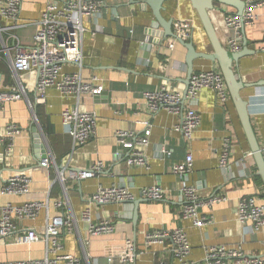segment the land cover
Returning a JSON list of instances; mask_svg holds the SVG:
<instances>
[{"label":"crops","instance_id":"0c3cea01","mask_svg":"<svg viewBox=\"0 0 264 264\" xmlns=\"http://www.w3.org/2000/svg\"><path fill=\"white\" fill-rule=\"evenodd\" d=\"M143 1L106 0L99 15L83 18L82 69L79 71L71 63H65L62 67V73L79 71L85 82L96 78L94 84L100 85L105 93L99 100L90 96L82 98L80 107L96 115L94 135L85 147L72 153V141L63 133L61 113L76 105L73 97L49 89L45 94V103L36 106V127L42 135L45 151L53 157L57 170L46 169L39 164L42 150L34 146L32 128L35 125L27 102H9L0 111V139L9 125H15L20 130L13 138L10 155L4 156L6 144L0 143V186L11 176L24 174L30 179V198L41 199L49 193L47 211L42 210L35 219L16 221V231L0 241V264L41 259L44 256L43 242L26 245L22 239L30 230L40 234L47 215H55L53 202L62 194L57 171L63 179L75 218V229L71 232L63 230L58 238L63 254L71 257L85 255L90 264H106L108 258H114L124 251L125 241L130 239L135 245L136 257L127 264H156L157 259L170 260L168 244L148 247L145 245V235L159 230L182 229L188 236V260L192 264H205L204 248L209 246L239 248L251 257H264V228L255 233L249 224L247 227L239 226L235 217V206L240 197H255L264 206V186L256 174L257 168L231 99L224 107H219L215 94L203 89L197 99L184 100V110L193 108L201 116V124L188 143L174 129L180 122L179 116L163 109L152 114L146 108L143 93L160 86H168L183 95L187 51L178 42L173 49H169L168 39L160 46L149 41L151 38L147 33L154 17ZM46 2L21 0L20 26L14 33L24 48L31 45ZM163 7L161 16L166 21H193L194 28L188 41L197 52H212L189 1H168ZM222 10L229 11L226 15L232 14L231 8L224 7ZM223 11L212 12L210 17L220 42L226 47L232 31L223 24ZM256 14L257 20L253 25L243 30L248 51L254 54L243 57L233 69L243 83L254 85L243 89L241 96L248 103L250 123L264 158V86H255L264 81V53L257 51L259 43H264V8L258 9ZM212 69L219 71L208 61L193 62V72ZM20 82L34 106L35 76L23 74ZM15 86L11 69L0 60V91ZM144 123L152 126L149 145L145 150L147 168L128 167L125 157L129 152L118 148L114 134L116 131H126L141 136ZM227 137L233 144L229 171L224 177L218 161L223 140ZM187 154L193 160L191 172L182 177L174 175L172 166L182 163ZM99 163L102 169L97 172L95 168ZM71 170L94 174L83 178L74 173L75 177H72ZM120 184L125 185L134 195V200L140 202L134 220L135 211H124L125 205L101 206L89 200L99 187ZM184 184L195 187L201 199L211 196L226 199L210 209H200V215L210 220V224L198 228L190 220L181 219L180 189ZM154 186L166 192L162 200L140 197L143 188ZM27 200L26 196L0 195V209L8 204L20 206ZM87 208L93 222L109 221L114 226L113 233L89 237L87 226L81 220V213ZM65 211L68 209L65 208Z\"/></svg>","mask_w":264,"mask_h":264},{"label":"built area","instance_id":"2783aa9c","mask_svg":"<svg viewBox=\"0 0 264 264\" xmlns=\"http://www.w3.org/2000/svg\"><path fill=\"white\" fill-rule=\"evenodd\" d=\"M244 9L239 16L236 13L225 15L224 26L232 31L228 38L226 49L230 52L241 50V33L246 26L253 25L257 20V10L264 8V0H242ZM106 5V0H47L45 7L37 22V30L32 38L30 47L24 48L21 41L14 33L19 24L21 0H0V60L7 63L13 73L16 86L10 90L0 91V111L4 105L25 100L29 109L33 106L26 96L25 89L20 82V76L29 74L35 76V103L37 106L45 103V94L49 89L57 90L61 95L71 96L76 105L65 109L61 113L63 133L72 141L71 152L85 147L93 137L96 126V115L85 111L80 107L84 96H96L103 92L100 85L82 80L81 73L83 61L82 40L85 33L83 18L99 15ZM191 20H175L172 30L175 38L188 41L194 28ZM175 39H168V48L173 49ZM259 51H264V43L259 45ZM65 63H71L79 68L75 73H62ZM203 89L211 90L216 97L219 107H224L229 100V93L221 75L215 69L209 71L193 72L189 80L186 98L197 99ZM143 99L147 110L154 114L163 109L180 117V122L175 126L185 142L192 140L194 132L201 124V116L193 109H183V95L181 92L170 89L168 86H160L158 89L143 93ZM144 131L141 136L132 132L116 131L114 134L117 146L120 150L129 152L126 158L128 167L147 168L145 150L149 145L151 125L144 123ZM20 133L15 125H9L0 143L6 144L4 156L10 155L13 138ZM232 140L227 137L223 140L218 165L221 169L228 167L231 156ZM192 156L187 154L182 163L172 166L171 172L179 177L187 175L192 170ZM41 167L46 169L57 166L50 153L41 161ZM102 164L99 163L95 171L100 172ZM82 175V176H81ZM91 173L80 174L88 177ZM75 177L74 173L71 175ZM57 180L61 184V197L53 202L56 210L54 216L49 214L41 233L30 230L22 239V243L31 245L43 242L45 246L44 256L41 259L13 262L9 264H90L89 259L71 257L61 252V244L58 241L63 230L69 232L75 229V218L71 212L66 189L60 172L57 171ZM30 179L24 174H15L8 178L0 186V195L26 196L28 200L20 206L7 205L0 209V241L9 237L16 231V221L35 219L42 210H48L49 193L41 199L29 197ZM165 191L160 187H147L140 191V197L147 200L160 201L165 197ZM182 201V220H190L195 227H202L211 223L210 220L200 215L202 207L212 208L214 205L225 201V198L211 196L201 199L198 191L193 186L184 184L180 189ZM90 202L101 206L109 204H124L134 200L132 192L118 186L99 187L90 197ZM65 208L68 211H65ZM235 217L239 226L247 227L253 232L264 228V206L260 205L255 197H240L235 206ZM81 220L87 226V235L97 237L113 233L114 226L106 220L97 223L92 221L90 209H84ZM246 229V228H245ZM248 229V228H247ZM167 245L170 260L157 259L156 264H192L188 257L190 245L188 236L182 229L159 230L145 235V245ZM136 250L132 240L127 239L124 251L114 258H108L106 264H127L135 260ZM205 264H264V257H251L239 248L226 246H209L204 248Z\"/></svg>","mask_w":264,"mask_h":264},{"label":"water","instance_id":"95a60500","mask_svg":"<svg viewBox=\"0 0 264 264\" xmlns=\"http://www.w3.org/2000/svg\"><path fill=\"white\" fill-rule=\"evenodd\" d=\"M168 1H175V0H144L143 1V4L150 7L154 17V21L151 25V29L147 33V35L150 36L151 38L149 41L160 46L161 43L166 39H175L176 42H178L186 49L187 54L185 58V64L187 67V71H186V78L183 81V84L185 86V91L183 93V102L186 99L190 77L193 74V62L195 60H203V61H208L211 64H213V66L218 67L226 84L229 97L236 110L242 130L249 145L251 155L254 159L257 168L256 174L261 179L264 186V158L250 123V118L248 113V103L241 96V91L243 89L254 85L243 83L233 69L235 65L243 57L250 56L254 54V52L249 53L247 47L248 41L245 39L243 31L241 33L242 35L241 44L243 45V48L238 52L228 51L226 47L223 46L222 43L220 42L210 17V14L212 12H221L223 11L222 9L224 7L231 8L232 11L230 13L232 14L236 13L237 15L240 16L245 7L244 2L242 0H187L189 1L192 9L197 13V16L200 20V23L203 27V30L208 38V41L212 49L211 53H199L196 51L195 47L191 42L183 41L181 39L175 38V35L173 34V30H172V23H173L172 19L166 21L162 18L161 12L164 10L163 4ZM223 12L225 13L224 15L229 13V11H225V10ZM257 51L258 53L259 52L264 53V51H259L258 49ZM256 85L264 86V81L255 84V86ZM104 94L105 93L103 92L99 95L93 96V98L95 100L102 99ZM36 106L37 104L35 103L34 106L32 107L33 124L35 125L33 126L32 131H33L34 146L40 147L42 150V155L41 157H39L40 160L39 163H40L46 158V151H45V146L42 143V135L40 134V132H38L36 127V124L38 126V122L36 119ZM127 157L128 155L125 157V160ZM58 169L60 170L61 167H58ZM221 171L223 173V176L225 177L227 172L229 171V168L227 167ZM71 172L75 174H83L79 171H74V170H71ZM118 187L124 188L125 185L120 184L118 185ZM139 203L140 202L133 200L131 202L120 205H125L123 206L124 211H128V210L135 211V215L133 217L134 220L136 219L137 216V206Z\"/></svg>","mask_w":264,"mask_h":264},{"label":"trees","instance_id":"16d2710c","mask_svg":"<svg viewBox=\"0 0 264 264\" xmlns=\"http://www.w3.org/2000/svg\"><path fill=\"white\" fill-rule=\"evenodd\" d=\"M36 114H37V112H36ZM45 131H48V129H47V128H45Z\"/></svg>","mask_w":264,"mask_h":264},{"label":"bare ground","instance_id":"6f19581e","mask_svg":"<svg viewBox=\"0 0 264 264\" xmlns=\"http://www.w3.org/2000/svg\"><path fill=\"white\" fill-rule=\"evenodd\" d=\"M244 30V29H243Z\"/></svg>","mask_w":264,"mask_h":264}]
</instances>
